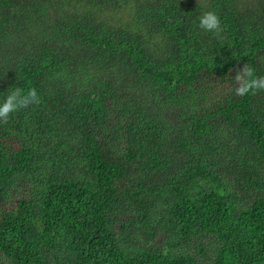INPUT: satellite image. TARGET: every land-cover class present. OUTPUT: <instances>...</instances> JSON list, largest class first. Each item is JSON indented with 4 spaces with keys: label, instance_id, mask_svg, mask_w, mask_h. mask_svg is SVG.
Here are the masks:
<instances>
[{
    "label": "trees",
    "instance_id": "1",
    "mask_svg": "<svg viewBox=\"0 0 264 264\" xmlns=\"http://www.w3.org/2000/svg\"><path fill=\"white\" fill-rule=\"evenodd\" d=\"M214 12L219 36L200 29ZM264 0H0V264H264Z\"/></svg>",
    "mask_w": 264,
    "mask_h": 264
},
{
    "label": "clouds",
    "instance_id": "2",
    "mask_svg": "<svg viewBox=\"0 0 264 264\" xmlns=\"http://www.w3.org/2000/svg\"><path fill=\"white\" fill-rule=\"evenodd\" d=\"M200 29L206 32H212L219 36L222 32L221 23L218 16L212 11H206L198 17ZM236 87L234 94L245 96L250 92L264 90V76H256L248 65H244L236 71L234 76ZM40 103V97L35 88H30L26 92L20 88L11 91L0 103V122L6 123L9 115L19 109L26 108L29 105Z\"/></svg>",
    "mask_w": 264,
    "mask_h": 264
}]
</instances>
